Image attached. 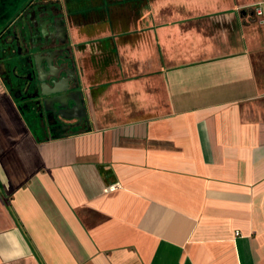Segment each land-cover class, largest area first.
<instances>
[{"label": "crops", "instance_id": "0c3cea01", "mask_svg": "<svg viewBox=\"0 0 264 264\" xmlns=\"http://www.w3.org/2000/svg\"><path fill=\"white\" fill-rule=\"evenodd\" d=\"M263 1L43 0L2 35L0 264H264Z\"/></svg>", "mask_w": 264, "mask_h": 264}, {"label": "water", "instance_id": "95a60500", "mask_svg": "<svg viewBox=\"0 0 264 264\" xmlns=\"http://www.w3.org/2000/svg\"><path fill=\"white\" fill-rule=\"evenodd\" d=\"M24 16V15H23ZM23 16L19 17L17 19V23H16V27H18L20 30L22 29V26H21V21H22V18ZM56 29V28H55ZM54 55L52 54H49L48 57H46L44 60H45V63H46V67H47V71H44L40 68V62H39V59L38 58H33L35 59L34 60V64H35V67H36V72H37V83H38V86L37 88L35 89V93L40 96L41 98H47L49 96H54V95H59V94H63L64 92L67 91V88H65V83H66V80H62L61 83L59 84L58 82H53L51 80V84H52V88L48 86H46V81L49 80V79H52V78H55L57 76V70H54V68L52 67V58H53ZM63 70V69H62ZM65 72V75L67 78L70 79V81L74 78H73V71H67V70H64ZM63 84V86L61 85Z\"/></svg>", "mask_w": 264, "mask_h": 264}, {"label": "flooded vegetation", "instance_id": "af4514ba", "mask_svg": "<svg viewBox=\"0 0 264 264\" xmlns=\"http://www.w3.org/2000/svg\"><path fill=\"white\" fill-rule=\"evenodd\" d=\"M43 0H0V37L16 29V21L27 14L36 4ZM108 4L116 3V0H101ZM7 2V3H6Z\"/></svg>", "mask_w": 264, "mask_h": 264}, {"label": "rangeland", "instance_id": "374dc122", "mask_svg": "<svg viewBox=\"0 0 264 264\" xmlns=\"http://www.w3.org/2000/svg\"><path fill=\"white\" fill-rule=\"evenodd\" d=\"M45 1V0H44ZM46 1H51V0H46ZM43 2V1H42ZM30 11V10H28ZM260 21L257 19V17L255 16V13H254V16L253 18L249 19V31H250V36H253L255 39V42H256V48H258L257 52H256V62L257 61H262V59H264V42L262 43L260 38H264V22H260ZM257 38H259L257 40ZM264 41V39H263ZM262 43V44H261ZM260 46H262V49L260 48ZM27 59V58H26ZM31 92V91H29ZM33 104L31 101H27L25 100V103H24V110H26V113H28L27 115H29L28 117H31L34 119V115L32 113V108L33 106L31 105Z\"/></svg>", "mask_w": 264, "mask_h": 264}, {"label": "built area", "instance_id": "2783aa9c", "mask_svg": "<svg viewBox=\"0 0 264 264\" xmlns=\"http://www.w3.org/2000/svg\"><path fill=\"white\" fill-rule=\"evenodd\" d=\"M254 13L257 18L264 20V1L255 8Z\"/></svg>", "mask_w": 264, "mask_h": 264}]
</instances>
